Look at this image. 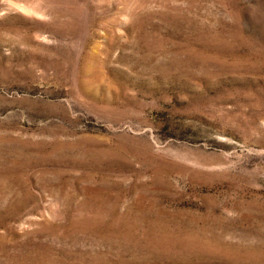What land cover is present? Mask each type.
I'll use <instances>...</instances> for the list:
<instances>
[{"label":"rangeland","instance_id":"rangeland-1","mask_svg":"<svg viewBox=\"0 0 264 264\" xmlns=\"http://www.w3.org/2000/svg\"><path fill=\"white\" fill-rule=\"evenodd\" d=\"M0 264H264V0H0Z\"/></svg>","mask_w":264,"mask_h":264}]
</instances>
